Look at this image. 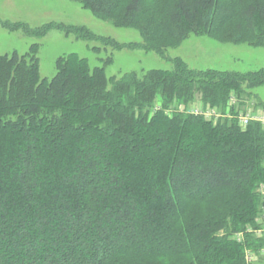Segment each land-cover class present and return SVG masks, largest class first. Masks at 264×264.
I'll use <instances>...</instances> for the list:
<instances>
[{
  "label": "trees",
  "instance_id": "16d2710c",
  "mask_svg": "<svg viewBox=\"0 0 264 264\" xmlns=\"http://www.w3.org/2000/svg\"><path fill=\"white\" fill-rule=\"evenodd\" d=\"M76 1L135 26L142 42L0 23L162 58L190 33L264 47V0ZM37 49L0 53V264H245L244 246L264 244L234 236L262 209L264 127L242 128L237 114L264 107V66L195 69L173 57L169 69L108 77L70 53L48 79ZM196 102L220 116L188 111Z\"/></svg>",
  "mask_w": 264,
  "mask_h": 264
},
{
  "label": "rangeland",
  "instance_id": "374dc122",
  "mask_svg": "<svg viewBox=\"0 0 264 264\" xmlns=\"http://www.w3.org/2000/svg\"><path fill=\"white\" fill-rule=\"evenodd\" d=\"M0 21L24 22L30 28L50 22L83 25L95 34L112 38L119 43H139L143 40L141 32L135 26L117 25L112 18L76 0H0ZM213 34L190 33L179 43L170 44L165 49L166 57L162 58L152 51L115 49L101 41L76 38L57 29H51L45 35L36 37L26 34L22 29H7L0 23V53H25L32 44H38L40 76L48 79L55 75L57 59L70 53L86 58L91 66L105 65L108 77H119L126 72H141L151 68L169 69L172 65L168 58L173 57H180L190 68L195 69L247 72L264 66V47L251 46L247 41H222ZM255 92L264 101V85ZM263 183L264 181L258 188L260 195ZM263 231L264 213L259 209L254 224H247L234 236L243 243L249 238L264 241ZM262 248L264 244L256 248L244 246L245 255L251 253L253 256L252 264H264Z\"/></svg>",
  "mask_w": 264,
  "mask_h": 264
},
{
  "label": "built area",
  "instance_id": "2783aa9c",
  "mask_svg": "<svg viewBox=\"0 0 264 264\" xmlns=\"http://www.w3.org/2000/svg\"><path fill=\"white\" fill-rule=\"evenodd\" d=\"M236 100L231 99L230 104H235ZM188 111L194 114H202L207 119L216 120L220 116V112L217 107L204 106L202 103L196 102L188 108ZM237 120L239 125L244 128L250 122H259L262 127H264V107L257 106L253 103L248 105L245 110L240 109L237 114ZM261 195H262V210L264 213V183L261 185ZM264 232V231H263ZM264 249V248H262ZM264 251V250H263ZM251 253L245 255V264H252Z\"/></svg>",
  "mask_w": 264,
  "mask_h": 264
}]
</instances>
